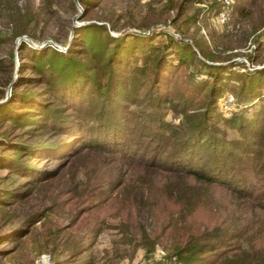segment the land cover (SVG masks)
Here are the masks:
<instances>
[{
    "label": "trees",
    "instance_id": "trees-1",
    "mask_svg": "<svg viewBox=\"0 0 264 264\" xmlns=\"http://www.w3.org/2000/svg\"><path fill=\"white\" fill-rule=\"evenodd\" d=\"M187 1H165L167 10L176 4V15L170 23L176 22ZM259 1L262 6L257 11L263 14L264 0ZM239 14L250 18L251 30L264 25V15L258 22L255 17L252 21L251 11ZM93 27L99 29V37H88L85 29L75 32L79 36L75 45L80 48L73 45L64 55L52 48L41 49L28 56L29 63L19 62L20 68L27 66L38 76L42 91L12 90L11 98L0 105V113L17 127H36V131L51 133L37 132L36 137L41 139L15 143L17 148L11 155L18 160L23 154L69 162L79 155L91 160H111L108 157L114 156L118 165L121 162L129 169L139 165L144 172L135 180L137 186L129 191L125 203L133 218L135 213L149 214L159 221L156 237L166 232L172 245L165 258L174 256V264H264V248L259 252L260 247L253 246L258 237L264 246V104L248 117L243 107L223 117L216 104L224 78L238 82L237 103L264 98V68L254 69L252 75L235 72L230 69L231 57L219 58L197 40L187 42L183 41L187 38L176 40L166 35L165 47L159 49L152 47L147 37L142 38L138 50L144 67L137 70L128 62L129 49L123 46V40L112 39L102 28ZM16 32L12 35H18ZM253 42L256 55L248 58L257 60L264 51V32ZM20 45L19 51L24 49ZM167 49L175 63L163 53ZM195 60L205 69V78L195 84L184 82L180 90L176 86L169 92L178 70ZM38 95L51 103L35 101ZM132 99L139 106L129 109L127 104ZM16 102L19 105L13 106ZM164 108L178 112L182 120H169ZM0 163L9 165L4 167L7 169L16 166L6 158H0ZM19 165L22 170L30 168ZM132 182L124 180L114 191L120 195V189ZM115 184L112 180L111 186ZM198 213L207 215V222L188 224L189 218ZM137 227L139 239L144 240L140 245L153 244L144 226ZM120 233L123 237L128 234Z\"/></svg>",
    "mask_w": 264,
    "mask_h": 264
},
{
    "label": "rangeland",
    "instance_id": "rangeland-1",
    "mask_svg": "<svg viewBox=\"0 0 264 264\" xmlns=\"http://www.w3.org/2000/svg\"><path fill=\"white\" fill-rule=\"evenodd\" d=\"M165 1L0 0V105L11 98L12 90L42 91L43 86L37 83L38 76L27 66L20 68V61L29 63L28 56L38 54L41 49L52 48L64 55L73 45L80 48L75 45L79 44L75 32L85 29L88 37L97 35L99 29L93 26L102 28L112 39L123 40L121 43L129 49L128 62L137 70L144 67L138 50L144 42L142 38L147 37L152 47L159 49L165 47L166 35L176 40L187 38L183 39L187 42H190L188 39L197 40L219 58L231 57L230 69L235 72L252 75L254 69L264 68V51L257 60L254 56L248 58L256 55L253 41L261 38L264 32L261 25H264L253 31L250 18L239 14L248 10L252 13V21L254 17L258 22L263 20L264 13L257 11L262 6L259 0H230L232 9L224 25H219L214 18L217 10L214 0L187 1L175 23L169 20L176 15L175 5L181 0H177L171 10L165 9ZM15 31L18 35L13 36ZM132 42L135 43L130 48ZM20 44L24 45L21 51ZM193 50L201 60L198 50L195 47ZM164 51L166 58L175 63V58L168 54L169 49ZM203 72L205 69L196 60L183 65L177 72V79H171L169 92L176 86V90H180L184 82H200L205 78ZM137 85L140 87L141 83ZM237 86V81L224 78L222 91L216 99L217 107L223 98L226 100L225 92L236 97ZM41 99L42 103H51L42 95L34 96L35 101ZM263 104L264 98L246 104L237 103L235 98L232 109L222 114L229 117L243 107V114L248 117ZM18 105L16 102L13 106ZM127 106L136 108L139 102L132 99ZM164 109L169 120L175 123L182 120L178 112ZM4 116L0 113V158L13 161L16 166L7 169L4 167L9 165L0 163V264H161L167 260L163 255L170 252L172 245L166 232L156 237L159 221H154L149 214L135 213L133 218V212L125 203L129 191L137 186L135 180L144 172L139 165L129 169L121 162L118 165L114 156L108 157L111 160H91L79 155L69 162L55 157V160L51 157L33 159L20 154L18 160L11 155L17 148L15 143L28 144L36 138L41 139L36 137L37 132L47 135L51 131L17 127ZM21 163L30 168L22 170ZM112 180L116 181L114 186H111ZM124 180L134 182L121 188L122 193L118 195L114 189ZM163 207L169 208V205ZM203 213L190 217L187 223L194 226L195 220L207 222V215ZM100 218H104L103 222H96ZM137 225L144 226L153 244L140 245L144 240L139 239ZM123 231L128 233L124 237L120 233ZM262 244L260 237L253 242L255 248L260 247L259 252L264 248ZM242 246L246 247L245 241Z\"/></svg>",
    "mask_w": 264,
    "mask_h": 264
},
{
    "label": "built area",
    "instance_id": "built-area-1",
    "mask_svg": "<svg viewBox=\"0 0 264 264\" xmlns=\"http://www.w3.org/2000/svg\"><path fill=\"white\" fill-rule=\"evenodd\" d=\"M217 4V10L215 12L214 18L216 22L219 25H224L227 23V20L229 19V15L231 12V1L230 0H214ZM226 95V100L223 98L220 101V106L218 109L223 113V112H228V110L231 108L232 105L235 103V98L233 95L229 92L224 93V97ZM226 105H225V104ZM230 105V107H228ZM175 257L171 256L167 260H163L161 264H174Z\"/></svg>",
    "mask_w": 264,
    "mask_h": 264
}]
</instances>
